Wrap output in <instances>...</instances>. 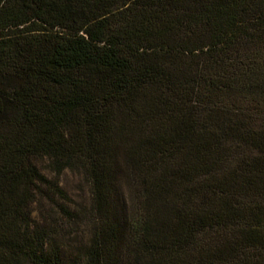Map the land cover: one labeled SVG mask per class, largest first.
<instances>
[{
  "label": "trees",
  "instance_id": "1",
  "mask_svg": "<svg viewBox=\"0 0 264 264\" xmlns=\"http://www.w3.org/2000/svg\"><path fill=\"white\" fill-rule=\"evenodd\" d=\"M0 264H264V0H0Z\"/></svg>",
  "mask_w": 264,
  "mask_h": 264
},
{
  "label": "rangeland",
  "instance_id": "2",
  "mask_svg": "<svg viewBox=\"0 0 264 264\" xmlns=\"http://www.w3.org/2000/svg\"><path fill=\"white\" fill-rule=\"evenodd\" d=\"M37 165L41 172L48 178L55 180L57 174L52 170L49 162L44 158L36 159ZM59 180H62L69 190V194L73 201L80 205L87 206L88 196L90 192V184L88 178L84 175L82 170L75 169L71 172H66L59 175ZM38 211L34 212L35 216L39 218L49 216L50 222L59 229L61 236H68L70 238L78 239L82 235H85L91 227L90 220L88 217L80 218L76 220H63L58 216L57 207L53 205L50 200L43 199L36 204ZM88 212V211H87ZM90 214V213H89ZM89 220V221H88ZM66 221V225L63 223Z\"/></svg>",
  "mask_w": 264,
  "mask_h": 264
}]
</instances>
